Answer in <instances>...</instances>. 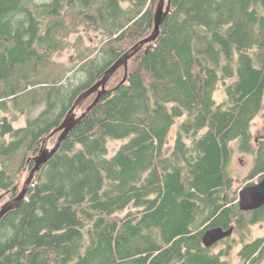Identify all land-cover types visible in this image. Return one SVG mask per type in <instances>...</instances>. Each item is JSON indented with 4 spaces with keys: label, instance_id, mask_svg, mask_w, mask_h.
I'll return each mask as SVG.
<instances>
[{
    "label": "trees",
    "instance_id": "trees-1",
    "mask_svg": "<svg viewBox=\"0 0 264 264\" xmlns=\"http://www.w3.org/2000/svg\"><path fill=\"white\" fill-rule=\"evenodd\" d=\"M156 2L0 0V111L43 106L20 129L0 120V206L76 98L152 33ZM66 51L73 68L37 83ZM123 78L121 67L1 220L0 264H230L236 247L241 264H262L264 235L251 228L264 223V205L239 209L228 166L238 142L254 158L247 185L264 178V135L251 132L264 122V0H171L157 39L114 90ZM211 228L233 232L205 248Z\"/></svg>",
    "mask_w": 264,
    "mask_h": 264
},
{
    "label": "water",
    "instance_id": "water-1",
    "mask_svg": "<svg viewBox=\"0 0 264 264\" xmlns=\"http://www.w3.org/2000/svg\"><path fill=\"white\" fill-rule=\"evenodd\" d=\"M171 7V0H157L156 7L153 14V29L152 33L135 44L126 54L118 59L112 66H110L103 74V76L90 88L83 91L74 101L71 109L64 117L61 124H59L42 142L38 154L32 159L33 166L30 169L26 179L24 180L18 194L6 201L0 206V222L11 211L18 209L25 201L28 190L32 184L34 176L39 170L54 156L62 142L68 137L69 133L81 122V120L97 105L100 99L110 93L112 90H107L106 85L112 76L121 68L124 69V78L120 84L114 89H118L124 83L127 77V63L137 53L142 51L149 44L153 43L158 35L160 26L165 21ZM96 95L93 102L85 109L81 107L86 99ZM81 110V111H80ZM77 111L81 113L78 114ZM78 114V115H77ZM57 135L51 148L47 149L45 146L47 142L51 141ZM264 205V178L258 183L250 186H245L238 193V206L243 212L255 211ZM233 229L222 230L221 228L207 229L202 237V244L205 248L217 244L221 240L232 235Z\"/></svg>",
    "mask_w": 264,
    "mask_h": 264
},
{
    "label": "rangeland",
    "instance_id": "rangeland-1",
    "mask_svg": "<svg viewBox=\"0 0 264 264\" xmlns=\"http://www.w3.org/2000/svg\"><path fill=\"white\" fill-rule=\"evenodd\" d=\"M87 39L90 42H92V44H94V45L99 41V38H96V36L93 34L90 35L89 38H87ZM72 68H73V53H71V51L58 53L53 59V64L50 68V71H49V69L45 70L41 74V77L37 81V83L42 84V83L50 82L51 80H53L56 77V75H58V73L60 74L59 76H62L61 74L64 71H67V70L72 69ZM31 98H32L31 95H28L27 98H24L25 101H23L20 104V107L25 110L27 107L26 103L28 101H30ZM215 100L217 103H223V101H224V95L222 92V88L220 86L215 93ZM9 108H10L9 112H7V113L0 111V120L3 118H6L8 121L9 120L11 121L14 118H16V120L14 122H12V127L14 129L23 128L25 126L26 119L36 118L40 114V112L43 110V106L38 105L35 108H33L29 111H26V113L24 115H21L16 110L11 109L10 105H9ZM80 111H77V113L80 114L81 113ZM174 131H175V127L171 130L170 141H172V139H173ZM251 132L253 134V138L257 142L264 135V122H263L261 116L257 117L253 121L252 127H251ZM5 140L9 141V137H5ZM52 142L53 141L47 142V144L50 148L53 145ZM122 143H124V141L110 142L108 145L110 155H113L115 153V151L118 149V147L120 146V144H122ZM231 148H232V158H231V162L228 166V171H229V174L234 178L235 188L239 189V191H240L245 186H249L247 184L252 181V180L249 181L246 178L249 175L250 171L252 170L254 158L249 153L241 152L239 149V143L238 142H233L231 144ZM21 159H22V154H17V156L13 160V163H11L12 165H9V163H8L7 167L11 166V168H13V169L17 168ZM251 232H252L254 237L264 235V223L254 224L251 228ZM218 250L219 249H216L214 251L218 252ZM237 250H238V247L234 248L232 250V253L230 254V256L225 258V260L228 263H230V264H241V262L239 261V259L236 256ZM262 264H264V262H262Z\"/></svg>",
    "mask_w": 264,
    "mask_h": 264
},
{
    "label": "bare ground",
    "instance_id": "bare-ground-1",
    "mask_svg": "<svg viewBox=\"0 0 264 264\" xmlns=\"http://www.w3.org/2000/svg\"><path fill=\"white\" fill-rule=\"evenodd\" d=\"M47 149H49L50 147L48 146V144L45 146Z\"/></svg>",
    "mask_w": 264,
    "mask_h": 264
},
{
    "label": "flooded vegetation",
    "instance_id": "flooded-vegetation-1",
    "mask_svg": "<svg viewBox=\"0 0 264 264\" xmlns=\"http://www.w3.org/2000/svg\"><path fill=\"white\" fill-rule=\"evenodd\" d=\"M256 183H258V182H256Z\"/></svg>",
    "mask_w": 264,
    "mask_h": 264
}]
</instances>
